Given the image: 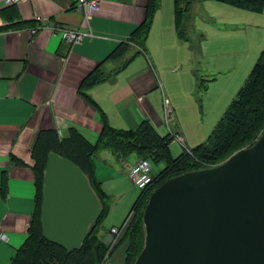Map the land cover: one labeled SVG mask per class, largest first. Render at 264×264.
Returning <instances> with one entry per match:
<instances>
[{
	"label": "crops",
	"instance_id": "obj_1",
	"mask_svg": "<svg viewBox=\"0 0 264 264\" xmlns=\"http://www.w3.org/2000/svg\"><path fill=\"white\" fill-rule=\"evenodd\" d=\"M76 1L24 0L9 7L0 0V233L6 236L0 240V264H9L28 236L36 205L32 154L38 137L58 130L65 137L74 130L92 144L97 141L102 129L99 110L79 92L92 72H116L86 92L110 127L134 130L147 121L160 136L176 134L188 147L190 133L181 122L187 107L171 95L166 76L187 88L188 76L191 80L196 75L198 58L208 54L206 43L214 24L257 27L264 18V12L255 17L213 0H190L181 37L174 25L175 0H100L99 10L87 21L75 10ZM151 7L150 28L140 48L133 36L147 21ZM38 17L90 32L92 37L70 44L49 30L32 35L29 28ZM217 32L223 37L221 30ZM166 109L172 116L169 126ZM174 146L170 144V151ZM137 160L134 155L122 160L101 150L93 161L94 178L107 195L106 185L117 189L119 179L133 186L126 167ZM108 230L100 231L104 241Z\"/></svg>",
	"mask_w": 264,
	"mask_h": 264
},
{
	"label": "water",
	"instance_id": "obj_2",
	"mask_svg": "<svg viewBox=\"0 0 264 264\" xmlns=\"http://www.w3.org/2000/svg\"><path fill=\"white\" fill-rule=\"evenodd\" d=\"M84 173L49 153L40 225L67 254L81 249L100 202ZM133 264H264V130L218 166L170 178L148 197Z\"/></svg>",
	"mask_w": 264,
	"mask_h": 264
},
{
	"label": "trees",
	"instance_id": "obj_3",
	"mask_svg": "<svg viewBox=\"0 0 264 264\" xmlns=\"http://www.w3.org/2000/svg\"><path fill=\"white\" fill-rule=\"evenodd\" d=\"M241 10L260 13L264 9V0H213ZM190 0H175L174 25L178 35L183 37L182 25L184 15L189 9ZM11 6V5H10ZM9 6V7H10ZM152 6V5H151ZM154 7L140 31L133 38L140 48L150 28ZM5 10L2 16L5 17ZM3 27H0V32ZM118 53L112 55L117 58ZM116 73V72H115ZM113 73V74H115ZM113 74H104L96 70L82 83L80 94L99 110L102 129L95 144L77 131L70 130L69 135L59 138L56 133H43L38 137L33 150L35 166L33 168L36 182V205L31 218L27 239L16 251L9 264H101L107 255L108 244L99 236L103 220L108 215L110 197L94 178V158L101 150H109L117 158L126 160L134 155L149 159L159 169L151 185L141 191L130 212L132 215L124 231L127 247L124 264H133L143 250L144 227L143 211L150 194L166 180L181 174L218 166L235 152L251 146L264 130V48L259 55L247 81L240 88L237 98L233 100L217 123L205 143L184 151L173 158L169 146L171 135L160 136L152 125L144 121L134 130H120L110 127L102 110L92 101L86 92L106 82ZM49 153L66 158L74 163L87 177L95 192L101 212L98 219L90 226L81 249L67 254L65 250L44 239L41 232L40 214L43 192L44 169ZM141 158V159H142ZM162 165V168L158 166ZM121 241V240H120ZM117 242V245L120 243ZM115 248V247H114ZM112 252V251H111Z\"/></svg>",
	"mask_w": 264,
	"mask_h": 264
},
{
	"label": "rangeland",
	"instance_id": "obj_4",
	"mask_svg": "<svg viewBox=\"0 0 264 264\" xmlns=\"http://www.w3.org/2000/svg\"><path fill=\"white\" fill-rule=\"evenodd\" d=\"M212 3L217 5L215 2ZM245 12L252 13L249 15L256 17L262 15L264 9L260 13ZM260 21L261 23L257 27L244 24L224 28L214 24L213 34H210V38L206 43L208 54H205L204 58H198L197 64L199 66L196 68V75L191 80L188 76L187 88L181 89L179 83L166 76L167 88L170 90L171 95L179 97L180 105L187 107L186 121L184 117H181V122L183 127H186L190 133L188 147L185 145L183 147L174 139L172 140L175 151H170V154L173 158L181 154L184 148H193L197 144L205 143L217 123L221 121L226 108L237 98L238 91L247 81L264 48V18ZM218 29L222 31L221 35L223 37H220V34H215L218 33ZM224 31H231L232 34L225 36ZM200 42H198V46ZM181 61L185 64V60ZM180 81H182V78H180ZM141 158L140 156L137 157V159ZM153 166V175L157 176L159 169L154 164ZM118 167L121 168V163ZM158 167L162 168V165ZM120 173H123V170ZM106 188L110 197V205L108 215L101 223V231L104 229L110 230L112 225L120 227L123 219L129 214L141 194L124 178L117 181V189L110 187L109 184L106 185ZM114 192H117V194H114ZM126 233L123 232L122 235L118 236V241L121 240L120 243L105 257L110 264H124L125 250L128 243L125 237ZM108 238L103 241L107 242ZM109 249L108 251H110Z\"/></svg>",
	"mask_w": 264,
	"mask_h": 264
},
{
	"label": "built area",
	"instance_id": "obj_5",
	"mask_svg": "<svg viewBox=\"0 0 264 264\" xmlns=\"http://www.w3.org/2000/svg\"><path fill=\"white\" fill-rule=\"evenodd\" d=\"M24 0H2V2L5 5H13L19 2H22ZM100 0H77L75 5V10L83 15V18L85 21L89 20L93 15L99 10L100 8ZM36 25L34 27L29 28V31L32 35L36 34L40 30H49L51 35L59 37L61 40H64L70 44H78L81 43L82 40L86 37H92L90 32L87 31H79V30H72L69 28H66L62 25H59L57 23H51L48 18H41L38 17L35 19ZM164 104L166 107H168V102L165 99ZM166 111V125H170L172 122V116L170 111L168 109ZM57 134L60 138L64 137L63 132L61 130L57 131ZM171 135V134H170ZM173 139L179 143L181 146L184 147V143L182 138L176 134L171 135ZM153 164L152 162L147 158L138 159L127 168V174L128 177L133 185L134 188L138 189L140 192L147 189L154 178L153 175ZM132 215V212H130V215L126 218L124 223L118 227H112L109 230V238L107 241L108 249L110 251L107 252L106 257L109 253L114 249L118 242V236L122 235V233L125 231L128 221ZM6 236L4 234L0 233V240H5ZM110 264L105 258L102 261L101 264Z\"/></svg>",
	"mask_w": 264,
	"mask_h": 264
}]
</instances>
